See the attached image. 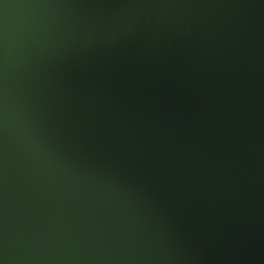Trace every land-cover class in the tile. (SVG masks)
<instances>
[{
	"label": "water",
	"instance_id": "1",
	"mask_svg": "<svg viewBox=\"0 0 264 264\" xmlns=\"http://www.w3.org/2000/svg\"><path fill=\"white\" fill-rule=\"evenodd\" d=\"M0 264H264V0H0Z\"/></svg>",
	"mask_w": 264,
	"mask_h": 264
}]
</instances>
